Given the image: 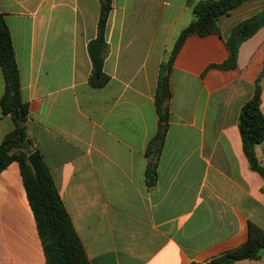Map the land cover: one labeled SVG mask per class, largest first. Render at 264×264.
<instances>
[{"label":"crops","instance_id":"1","mask_svg":"<svg viewBox=\"0 0 264 264\" xmlns=\"http://www.w3.org/2000/svg\"><path fill=\"white\" fill-rule=\"evenodd\" d=\"M110 4L109 81L94 89L87 44L101 0H0L27 135L90 264H209L242 245L250 226L264 233V179L251 170L238 130L264 64V27L240 45L235 69L219 68L232 28L264 12V0L219 16V34L185 40L169 74V116L150 188L159 69L193 15L188 0ZM260 88L264 115V76ZM4 90L0 69V100ZM13 128L0 108V143ZM254 154L264 169V142ZM0 264H46L16 162L0 173Z\"/></svg>","mask_w":264,"mask_h":264},{"label":"trees","instance_id":"2","mask_svg":"<svg viewBox=\"0 0 264 264\" xmlns=\"http://www.w3.org/2000/svg\"><path fill=\"white\" fill-rule=\"evenodd\" d=\"M248 1L251 0H195V2L188 0L193 19L180 32L168 59L160 65L159 69L155 93L159 126L146 150L148 167L145 173V184L148 188L153 186L156 181V167L165 138L162 126L167 124L169 116V74L179 50L190 36L206 37L219 34L216 24L218 17L227 15L234 8ZM110 11V0H101L96 36L87 44V54L91 64L88 84L94 89L104 87L109 81L103 71V65L108 49L106 25ZM262 27H264V12L234 26L225 41L229 54L228 59L219 68L223 70L235 69L240 45L254 36ZM0 69L5 82L0 108L2 114L9 115L14 123L12 131L6 134L0 143V173L11 163H18L46 264H90L70 217L62 204L51 174L43 164L40 155L38 178L27 163V157L36 152V149L26 132V115L20 97L19 75L14 59V50L10 33L1 14ZM263 76L264 64L255 80L251 98L240 109L238 130L242 149L251 170L259 173L264 179V169L260 167L254 154V148L264 142V115L260 109V83ZM262 247H264V233L260 229L250 226L248 238L242 245L212 259L209 264H234L244 260H258L260 257L257 256V252Z\"/></svg>","mask_w":264,"mask_h":264},{"label":"water","instance_id":"3","mask_svg":"<svg viewBox=\"0 0 264 264\" xmlns=\"http://www.w3.org/2000/svg\"><path fill=\"white\" fill-rule=\"evenodd\" d=\"M105 1V0H102ZM164 129V126L162 127V131ZM27 163L31 167L34 175L36 178H38L39 173H40V158H39V153L34 152L31 155L27 157ZM257 256L260 258H264V247L260 248L257 252Z\"/></svg>","mask_w":264,"mask_h":264}]
</instances>
